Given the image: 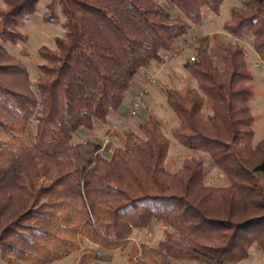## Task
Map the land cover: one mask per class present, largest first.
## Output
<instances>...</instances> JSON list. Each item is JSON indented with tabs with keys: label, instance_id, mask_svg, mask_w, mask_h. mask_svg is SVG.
<instances>
[{
	"label": "trees",
	"instance_id": "trees-1",
	"mask_svg": "<svg viewBox=\"0 0 264 264\" xmlns=\"http://www.w3.org/2000/svg\"><path fill=\"white\" fill-rule=\"evenodd\" d=\"M41 1L0 6V264H91L155 226L168 232L143 242L136 264H241L254 246L264 255V136L256 141L249 62L250 48L264 62V0L230 9V43L192 34L225 0H50L43 20L63 18L65 34L38 50L34 82L5 44H28L23 28ZM180 41L196 86L166 89L171 136L206 158L171 171L172 138L153 114L104 150L75 140L81 129L97 136ZM213 170L225 185L209 182Z\"/></svg>",
	"mask_w": 264,
	"mask_h": 264
},
{
	"label": "rangeland",
	"instance_id": "rangeland-1",
	"mask_svg": "<svg viewBox=\"0 0 264 264\" xmlns=\"http://www.w3.org/2000/svg\"><path fill=\"white\" fill-rule=\"evenodd\" d=\"M50 0H42L38 6V11L32 15L26 22L23 28L24 33H26L29 37V41L27 45L19 44L17 46H12L11 44H5L8 50L16 56L18 59L22 60L30 70L32 80L35 82L36 79L41 76L40 72L37 69V65L40 60L38 57V50L42 46H48L51 48L55 47V39L58 37H63L65 34V29L63 27V18L56 24H48L43 20V14L46 12V5ZM2 0H0V6L2 5ZM240 3L238 0H225L224 5L222 6V10L220 15L209 14L207 17L206 24L203 26L201 30L202 35H211V36H220L221 39L225 43H230L236 41V39L225 32L223 30V24L229 20L230 18V9L233 6H239ZM249 47V46H248ZM250 48V47H249ZM190 55H193L189 52ZM256 53L250 48V69L253 71L255 75V79L252 83V87L255 93V98L252 103L253 112L257 117V125L256 132L257 137L256 141L260 140L264 136V64H259V56L255 55ZM177 82H180L178 80ZM166 84L164 86V90L160 89V84H158L154 89V96L151 97V94L143 98V107L141 113L136 118H131L129 121H136L138 123L144 122L150 114L156 115L160 120H162L165 126V132L168 136H171L173 128L177 125V121L175 117L171 116V112L165 110L161 107V104L165 105L164 97H166L165 91L170 87H179V83H175L174 85L170 84L166 80ZM184 84L181 82V85ZM182 88V87H181ZM161 90V91H160ZM184 91L185 89H181ZM151 92V91H150ZM146 97V98H145ZM144 100L146 103L144 105ZM174 115V114H173ZM119 125L124 124L122 120L119 119ZM135 124L136 126H138ZM132 126V125H131ZM132 128V127H130ZM84 130L81 129L76 133L75 140L83 141L85 137L89 136V134L82 133ZM126 130L118 131L117 128L111 130L108 126H101L97 136H91L90 139L98 140L101 144L105 138L110 139V143L112 145L121 144L124 138ZM172 138V146L170 149L167 166L171 171H177L181 168L182 163L187 158H198L203 159L207 156L203 153H200L195 150H191L185 148L180 145L176 140ZM83 139V140H82ZM109 143V145H110ZM209 182L216 186L225 185L224 178L219 171L213 170L209 176ZM168 229L155 226L149 230L137 233L133 239L128 240L122 246H120L117 250L113 252L101 251L100 260H96L91 264H136L135 256L139 251V247L143 242L149 243L153 246H157V244L162 241ZM260 257L263 259L255 261V257ZM72 261V258L67 259L63 262H58L54 264H69ZM184 264H195V263H184ZM242 264V263H241ZM243 264H264V255L261 253L260 249L257 246H254L251 250V255L249 259H247Z\"/></svg>",
	"mask_w": 264,
	"mask_h": 264
},
{
	"label": "crops",
	"instance_id": "crops-1",
	"mask_svg": "<svg viewBox=\"0 0 264 264\" xmlns=\"http://www.w3.org/2000/svg\"><path fill=\"white\" fill-rule=\"evenodd\" d=\"M202 28L195 27L193 29V31H192V34L194 36H196L198 39L202 38L204 36H209V35H202L201 34ZM185 47H186V42L185 41L178 42V44L176 45L175 48L180 51V54H178L177 57L168 58L166 60V62L163 63V64L154 63L149 70L145 71L146 73L156 77V84L150 85L148 87V93L146 94V96H148L149 94L153 93L155 87L158 84H160V83H161L160 89L163 91L164 90V86L167 85L166 84V80L172 85H174L175 83H179L180 86L178 88L174 86L175 88H177L179 90L186 89V88H188L190 86L191 87L196 86V83L191 80L188 72L184 68V62L189 60L191 58V56H192V55L189 54L188 50H186V49L184 50ZM256 56L258 57V55H256ZM145 72H142L134 80V82L132 84V87H131V89H130V91H129L126 99H125L122 112L118 113V114H115L111 118L108 119L107 124L105 126H108V128H110L111 130L117 128L118 131H120V130L121 131H123V130L125 131L126 130V132H127L130 127L137 128V126L135 125V124H137L136 121L132 120V121L127 122L128 120H131V118L123 119L122 117L124 116L125 112L131 107L134 96L137 93H139L140 91H142L146 87L147 82H146L145 77H144ZM178 80H180V82H177ZM181 82H183L184 84L181 85ZM153 96H154V93L151 95V97L153 98ZM164 101H165V105L161 104V107H163L165 110L171 112V116L173 118V116H174L173 112H172L171 108L169 107V105L167 103V96L164 97ZM145 103H146V100H144V105H145ZM119 119L122 120L125 123L122 124V125H119L118 124V122H120ZM91 136L92 135H89V136L85 137L84 140L90 139ZM254 259H255V261L256 260L257 261L261 260V262H263V259H261L258 256L255 257Z\"/></svg>",
	"mask_w": 264,
	"mask_h": 264
},
{
	"label": "built area",
	"instance_id": "built-area-1",
	"mask_svg": "<svg viewBox=\"0 0 264 264\" xmlns=\"http://www.w3.org/2000/svg\"><path fill=\"white\" fill-rule=\"evenodd\" d=\"M173 57H177V53H174L173 54ZM190 60L191 61H194L195 60L194 56L191 57ZM262 63L264 64V62H262L261 59H260L259 64H262ZM144 77H145V80L147 82L146 87L142 91H140L139 93H137L134 96L132 105L125 112L124 116L122 117L123 119H126V118H136V117H138V115L142 111L143 98H144V95L148 91V87L150 85L156 84V77L155 76H152V75H150V74L147 73ZM109 143H110V139L109 138H105L104 141H103V150L109 145Z\"/></svg>",
	"mask_w": 264,
	"mask_h": 264
}]
</instances>
